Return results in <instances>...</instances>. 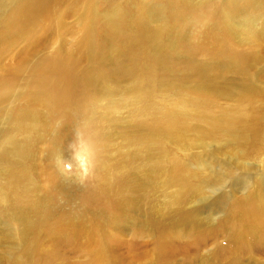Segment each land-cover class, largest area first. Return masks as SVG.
Segmentation results:
<instances>
[{"label":"bare ground","instance_id":"obj_1","mask_svg":"<svg viewBox=\"0 0 264 264\" xmlns=\"http://www.w3.org/2000/svg\"><path fill=\"white\" fill-rule=\"evenodd\" d=\"M16 2L13 0L12 4ZM26 2V5L16 4L13 12L0 21V52L9 50L5 46L10 40L26 42V51L30 50L24 59L31 61L30 52L42 43V34L49 32L43 18L52 11L60 12L61 7L54 6L57 3L53 0ZM114 10H109V19L102 28L118 32L122 17ZM244 25L252 30L251 22ZM224 30L227 33L223 44L229 50L234 30ZM57 43L58 50L40 60L32 71L35 92L27 91L33 100L35 96L46 99L48 107L54 110L70 105L67 101L64 103L65 91L76 92L82 87L84 78L79 72L83 68L79 65L99 57L92 23L79 30L73 46L65 47L61 38ZM231 55L232 66L239 64L240 59L232 52ZM243 64L233 71H240ZM156 65H160L159 62L152 67ZM2 73L0 76L14 72ZM251 77L252 70L248 67L240 83L230 84L226 90L221 86L216 93L239 99L244 95L251 97L254 93L249 83ZM201 80L205 82L201 84L203 90L194 94L184 92L182 102L167 110L154 127L161 148L168 141L179 144L183 153L194 152L191 156L184 154L181 162L171 160L166 165L151 166L145 185L133 179L135 170L127 175L106 177L109 171L105 159L100 154L98 141L88 133L87 125L81 126L78 132L80 154L85 157L89 173L81 180V187L73 185L60 169V148L65 143L57 131L48 140L50 169H41L46 183L41 191L30 178L26 165L31 161L29 133L38 128L43 130L42 125L36 123L34 117L20 118L22 130L17 128L25 135L23 144L9 152H4L3 139L0 145V173L8 180L0 184V264H53L48 258L63 257L64 254L56 256L44 249L45 242L64 246L71 253L91 256L89 264H122L127 259L124 256L135 255L137 250L132 246L123 251L119 234L123 230L137 229L143 236L151 228L156 230L160 240L155 264H173L181 255V245L185 252L201 257L210 244H219L216 264H248V259L264 255V119L251 115L240 120L226 113L214 116L208 110L207 94L216 89L215 80ZM53 82L57 91L54 96L53 89H49ZM5 95L6 91H2L0 104ZM108 109L103 110L106 119ZM82 111L86 109L77 107L75 116ZM234 126H239L241 136ZM224 138L231 140L222 148H216L217 142ZM6 143L14 145L9 138ZM230 145L231 149L226 151ZM159 172L166 173V186L172 189L165 199L161 224L150 216L158 211L148 204L145 190L148 185L151 191L155 189ZM58 197L62 201L57 200ZM56 200L63 204L56 205ZM83 240L86 244H79ZM176 243L178 250L172 254L167 249ZM80 248H85L86 252ZM132 259L136 262L137 257Z\"/></svg>","mask_w":264,"mask_h":264},{"label":"rangeland","instance_id":"obj_2","mask_svg":"<svg viewBox=\"0 0 264 264\" xmlns=\"http://www.w3.org/2000/svg\"><path fill=\"white\" fill-rule=\"evenodd\" d=\"M26 1L17 0L12 4L13 0H0V21L13 12L16 4L26 5ZM53 1L57 3L54 6L61 7V11H52L43 18V25L49 32L42 34L44 40L30 52L31 61L24 59L30 50L26 51V42L13 43L10 40L5 46L9 50L0 52V74H3L2 71L14 72L9 76H0V94L6 91L4 102L0 104V145L3 139L4 152H9L23 144L25 135L19 130V121L24 116L34 117L36 123L42 125L44 131L38 128L29 133L31 161L26 165L30 178L41 191L46 187L41 169H50L48 140L57 131H60L59 138L65 143L60 148V169L73 185L79 187L81 180L89 175L85 157L80 154L78 132L81 126L89 125L86 127L88 133L99 143L100 154L109 171L106 177L127 175L135 170L133 179L145 185L146 182L148 184L151 166L166 165L171 160L181 162L184 154L191 156L194 150L183 153L177 143L174 145L166 141L161 148L154 127L167 110L182 102L184 92L194 94L203 90L201 84L205 82L201 78L215 80L216 89L209 90L207 94L208 110L214 116L226 113L240 120L251 115L264 119V0ZM114 9L122 17V27L118 32L102 28L109 19V10ZM247 22H251V31L244 25ZM91 23L99 44V57L79 65L83 68L79 72L84 78L82 87L76 92H64V103L70 105L54 110L48 107L46 99L38 96L34 100L30 98L27 91L35 92L32 71L37 63L58 50L59 38L65 47L73 46L79 37V30ZM224 29L234 30L229 50L223 44L227 33ZM231 52L240 59L235 66H232ZM73 56L78 57L76 54ZM155 62L160 65L152 67ZM242 64L240 71H233ZM248 67L252 70L249 83L254 93L251 97L244 95L243 99H239L216 93L221 86L226 90L230 84L240 83ZM49 89H53V96L56 95L54 82ZM79 106L86 111L75 116ZM105 107L110 111L107 119L103 111ZM234 127L237 135L241 136L239 126ZM240 136H237L239 140ZM8 138L14 145L6 143ZM230 140H219L216 148H222ZM231 147H227L226 151ZM157 176L155 189L151 191L148 185L145 190L148 204L158 211V214L150 213V216L161 224L165 199L172 189L168 190L166 186V173L159 172ZM6 181L0 173V184ZM57 200L62 201L60 197ZM57 200L56 205L63 204ZM139 220L143 221V214ZM119 235L123 251L132 246L137 250L135 255L124 256L127 259L122 264H155L160 243L155 229L151 228L143 236L137 233V229L123 230ZM177 243L170 244L167 250L175 254ZM79 244L86 242L83 240ZM182 246L181 255L173 264H216L218 257L215 252L219 244H210L201 257L185 252ZM43 248L56 256L64 254L61 258H48L53 264H89L91 260V256L81 252L71 253L55 243L45 242ZM81 250L86 252L85 248ZM135 257L136 262L132 259ZM21 259L22 256L17 261ZM247 262L264 264V255H257Z\"/></svg>","mask_w":264,"mask_h":264}]
</instances>
